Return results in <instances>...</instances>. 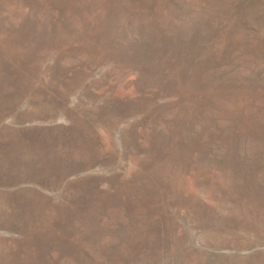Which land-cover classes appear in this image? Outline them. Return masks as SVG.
I'll return each instance as SVG.
<instances>
[{
	"label": "rangeland",
	"instance_id": "obj_1",
	"mask_svg": "<svg viewBox=\"0 0 264 264\" xmlns=\"http://www.w3.org/2000/svg\"><path fill=\"white\" fill-rule=\"evenodd\" d=\"M0 264H264V0H0Z\"/></svg>",
	"mask_w": 264,
	"mask_h": 264
}]
</instances>
